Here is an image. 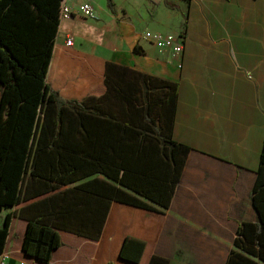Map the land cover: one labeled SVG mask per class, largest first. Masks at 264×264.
Segmentation results:
<instances>
[{
  "label": "crops",
  "instance_id": "obj_1",
  "mask_svg": "<svg viewBox=\"0 0 264 264\" xmlns=\"http://www.w3.org/2000/svg\"><path fill=\"white\" fill-rule=\"evenodd\" d=\"M64 1L75 6L83 0ZM85 1L95 7L93 18H62L60 3L49 79L55 84L77 79L71 94L89 91L94 98L106 92V80L112 97L122 90L134 98L129 91L140 81L138 73L174 82L170 135L190 149L165 208L101 173L57 186L49 195L68 191L66 204L85 208L65 220L83 224L88 234L59 229L61 245L48 264H105L124 234L147 242L143 263L154 254L167 264H225L238 225L259 221L251 191L264 144V0H111L112 10L106 0ZM145 31L181 36L182 52L159 50L143 37ZM67 37L73 46L65 44ZM111 107L122 112L120 105ZM163 119L166 127L168 118ZM94 178L100 195L107 187L102 181L116 184L160 213L121 203L108 212L106 197L71 191ZM38 199L0 205V228L11 215L2 252L12 261L39 264L22 251L27 222L18 215Z\"/></svg>",
  "mask_w": 264,
  "mask_h": 264
},
{
  "label": "trees",
  "instance_id": "obj_2",
  "mask_svg": "<svg viewBox=\"0 0 264 264\" xmlns=\"http://www.w3.org/2000/svg\"><path fill=\"white\" fill-rule=\"evenodd\" d=\"M61 2L0 0V205L39 198L18 211L27 222L22 251L39 264H48L61 245L59 229L88 234L83 224L65 220L85 208L66 204L68 191L49 195L57 186L101 173L165 208L190 149L170 135L174 82L138 73L141 79L129 91L134 98L122 90L112 97L107 80L106 92L94 98L89 91L71 94L69 86L77 79L57 84L49 79ZM106 4L113 9L111 0ZM111 105H120L122 112L114 113ZM118 137L130 143H115ZM98 183L94 178L71 191L106 197L108 212L112 204L121 203L160 213L116 184L102 181L107 187L100 195ZM251 200L259 221L238 225L225 264H264V144ZM10 216L0 228V254ZM103 230L102 223L95 238ZM147 246L141 237L124 234L115 257L105 264H167L154 254L143 263Z\"/></svg>",
  "mask_w": 264,
  "mask_h": 264
},
{
  "label": "built area",
  "instance_id": "obj_3",
  "mask_svg": "<svg viewBox=\"0 0 264 264\" xmlns=\"http://www.w3.org/2000/svg\"><path fill=\"white\" fill-rule=\"evenodd\" d=\"M95 7L93 3L89 1H80L75 6L70 5L66 1L62 0L61 3V17L62 18H71L74 16L93 18L95 15ZM143 37L151 41L159 50H170L173 56H179L183 49V38L177 36L173 33H162V31H145L143 32ZM65 44L70 47L73 46L72 37H67ZM181 65L178 64V67ZM0 264H29L24 259L18 261H12L9 257V254L2 252L0 254Z\"/></svg>",
  "mask_w": 264,
  "mask_h": 264
},
{
  "label": "rangeland",
  "instance_id": "obj_4",
  "mask_svg": "<svg viewBox=\"0 0 264 264\" xmlns=\"http://www.w3.org/2000/svg\"><path fill=\"white\" fill-rule=\"evenodd\" d=\"M104 1V0H103Z\"/></svg>",
  "mask_w": 264,
  "mask_h": 264
}]
</instances>
